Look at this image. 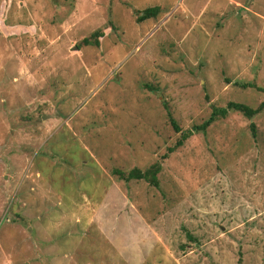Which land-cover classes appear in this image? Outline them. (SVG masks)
Listing matches in <instances>:
<instances>
[{
  "label": "rangeland",
  "instance_id": "obj_1",
  "mask_svg": "<svg viewBox=\"0 0 264 264\" xmlns=\"http://www.w3.org/2000/svg\"><path fill=\"white\" fill-rule=\"evenodd\" d=\"M234 83L264 88V0H0V264H264V110L166 151L168 116L264 100Z\"/></svg>",
  "mask_w": 264,
  "mask_h": 264
},
{
  "label": "trees",
  "instance_id": "obj_2",
  "mask_svg": "<svg viewBox=\"0 0 264 264\" xmlns=\"http://www.w3.org/2000/svg\"><path fill=\"white\" fill-rule=\"evenodd\" d=\"M159 14V7H149L141 11V15L136 17V22H142L143 20L156 17ZM101 36L100 30L93 31L89 37L83 38L81 43L83 45L92 44L98 46V38ZM234 85H238L241 88H253L258 92L264 93L263 87H258L253 83H246L239 85L238 83H234ZM264 110V100L257 104L256 107L251 108L245 104L229 101L225 104L224 107L212 108V112L209 118L202 122L199 125L192 126L186 130H180L175 122L172 120L170 116H168L170 123L172 124L173 130L178 133V137L175 139L174 144L171 147L167 148V154L174 152L177 148L181 147L184 142L191 137L194 133L204 132L207 127L211 125L217 119H223L227 117L229 111L236 112L242 115L248 121V128L252 138L255 137V123L252 121L256 116H258ZM167 154L160 157V160H164L167 157ZM161 164L159 162L151 164L145 170H139L138 168H132L126 172L113 169L111 171L112 175L116 177L117 180L123 182H129L132 180L135 181H144L149 186L157 188L158 187V179L157 175L160 172ZM240 264V258L237 259V263Z\"/></svg>",
  "mask_w": 264,
  "mask_h": 264
}]
</instances>
